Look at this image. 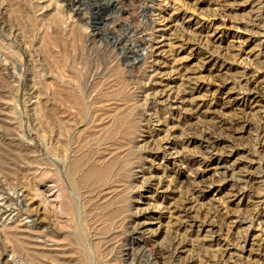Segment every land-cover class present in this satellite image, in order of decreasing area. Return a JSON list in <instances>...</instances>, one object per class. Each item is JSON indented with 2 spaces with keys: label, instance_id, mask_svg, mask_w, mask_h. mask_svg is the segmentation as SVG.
Returning a JSON list of instances; mask_svg holds the SVG:
<instances>
[{
  "label": "rangeland",
  "instance_id": "obj_1",
  "mask_svg": "<svg viewBox=\"0 0 264 264\" xmlns=\"http://www.w3.org/2000/svg\"><path fill=\"white\" fill-rule=\"evenodd\" d=\"M0 264H264V0H0Z\"/></svg>",
  "mask_w": 264,
  "mask_h": 264
},
{
  "label": "bare ground",
  "instance_id": "obj_2",
  "mask_svg": "<svg viewBox=\"0 0 264 264\" xmlns=\"http://www.w3.org/2000/svg\"><path fill=\"white\" fill-rule=\"evenodd\" d=\"M67 1V0H66ZM76 1H78V0H76ZM80 1V0H79ZM71 2H73V0H68V3H71ZM126 48V47H125ZM131 55H133V54H131ZM147 55V54H146ZM145 58V57H144ZM208 140V139H207ZM208 142V141H207ZM212 144V143H211ZM210 147H212L211 145H210ZM55 183V182H54ZM53 183V184H54ZM56 186V185H55ZM54 186V187H55ZM51 190H53V188H50ZM55 189V188H54ZM56 190V189H55ZM51 192V191H50ZM47 193V192H46ZM53 196V198H48V196L47 197H45V200H47V203H52V205L53 206H58L59 205V200H58V197H60V195H58L56 192L52 195ZM71 203V202H70Z\"/></svg>",
  "mask_w": 264,
  "mask_h": 264
}]
</instances>
